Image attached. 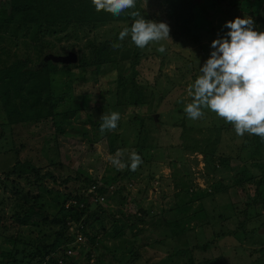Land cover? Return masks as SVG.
I'll list each match as a JSON object with an SVG mask.
<instances>
[{"label": "rangeland", "instance_id": "1", "mask_svg": "<svg viewBox=\"0 0 264 264\" xmlns=\"http://www.w3.org/2000/svg\"><path fill=\"white\" fill-rule=\"evenodd\" d=\"M142 5L154 16L161 13L162 7H158L153 0H143ZM207 7L210 11L215 8L217 11L207 17L197 14L194 23L197 31L193 29V33L200 36L197 43L179 39L174 41L170 33L172 40H163L164 44L151 43L143 49L146 56H142L137 66V78L143 85L142 106L117 104L129 95L128 89L116 88V80L124 75L119 68L128 63L122 62L117 69L103 66V73H94L89 69L90 73L84 74L77 61L66 64L69 66L52 76V96L59 106L55 108L57 112L54 111L56 115L53 119L44 120L43 124H48L47 127L35 136L27 132L28 128L12 127L18 140L17 144L12 142V148L19 146L18 142H25V147L19 146L20 150L16 154L1 150L0 142V173L9 170L16 157L20 160L27 157L41 166L42 171H53L60 179L68 175L83 178V182L75 183L71 180L68 185L61 180H47L43 187L28 185L27 180H33L31 175L28 178L24 175L11 176L6 181L9 189L14 178L18 188L29 189L33 195L39 194L41 208L49 216L54 215L58 209L60 212L63 200L71 195L87 199L91 197L84 179L96 178L101 183L111 178L107 191L102 194L104 200H95L99 206L94 204L90 209L97 212L101 219V223H94L95 232H104L97 239L98 249L91 250V257L87 260L85 254L92 246L84 239V243L71 253L76 260L75 264H245L246 260L250 261L254 256L257 258L248 264H264V186L257 194L256 202H253L255 186L250 184V180L245 184H231L233 179H238L240 170L245 168V178H250V173L255 177L259 176L258 169L249 162L231 159L226 167L214 170L213 167H220L217 160H210L204 153L211 154L214 150L236 153V146L230 145L234 138L233 125L207 109L204 110L203 118L197 120L189 119L183 110L187 103L192 102L188 90L201 75L200 67L212 51L211 42L228 31L223 27L226 21L251 16L255 21L254 27L258 31H264V0H209ZM119 25L122 24H109L89 35L82 34L79 41L74 38L57 41L48 37L55 46L51 52L66 54L68 51H75L79 60L87 55L88 40H92V37L104 39L103 37L109 36L107 28H112V32H115ZM161 44L166 46L168 54H165L159 66L161 54L154 49ZM146 51H150V54ZM60 67L59 65L58 68ZM126 75H131V70ZM80 76H84L85 81ZM67 80L69 83L66 85ZM160 95L165 96L162 101L159 99ZM99 103L104 115L114 111L120 113L117 129L108 132L111 136L116 134L119 138H124L125 143L121 144L116 140L114 144L117 150L126 154V160L131 152L138 153V142L143 145L140 148L143 163L134 175L121 178L120 173L127 168L117 171L109 162V157L115 155L117 150L112 151L113 153L109 151L108 141L104 137L100 138L99 131L98 140L93 136L94 130L88 116H96V113L88 105ZM71 106H74L73 109L77 108V114L68 118L60 115L59 112L62 113ZM155 115L156 127L152 136L156 139V144L151 147L148 140L144 143L137 134L139 125L135 118L144 117L147 118L146 123H150L148 117L151 116V120H154ZM56 126L63 131L58 132ZM84 132L88 135L84 136ZM46 140L50 142V149L48 146L43 149ZM215 141L216 146L213 144ZM236 143L241 144V141L238 139ZM47 150L50 154L56 150L57 160L63 164L64 160L71 161L70 165L65 164L67 168L59 167L46 161L42 153ZM262 152L263 156L258 161H264L263 149ZM118 172L120 173L117 174ZM114 176L116 179H113ZM218 186L223 189L213 192V188ZM11 192L9 190L8 196L12 198ZM203 193L207 195L204 196ZM119 194L125 197L124 203L116 199ZM188 197L190 200L186 214L192 216V219L184 224L185 227L188 226L187 229L178 233L176 230L172 236L160 222L156 225L160 217H167L168 214L174 213L177 218L182 217L179 211L176 212V208ZM11 198L3 208L6 219L1 231L7 227V234L15 231L14 235L18 225L12 226L14 221L10 215L14 210V201ZM70 199L77 203L76 199ZM228 213H233V216L230 217ZM219 214L226 216V219ZM136 215H141L142 221L138 222ZM239 222L244 223L242 230L236 229ZM75 223L70 221L69 228ZM114 224L121 229L117 238L108 236ZM101 225L104 229H101ZM20 230L24 237H28L25 228L20 227ZM235 230L237 232L233 235L228 234ZM69 231L71 233L72 230ZM3 244L4 248L12 246L7 241ZM253 248L256 249V255L252 253L251 256H246ZM138 249L141 251L138 252ZM132 253H136L139 259L130 258Z\"/></svg>", "mask_w": 264, "mask_h": 264}, {"label": "trees", "instance_id": "2", "mask_svg": "<svg viewBox=\"0 0 264 264\" xmlns=\"http://www.w3.org/2000/svg\"><path fill=\"white\" fill-rule=\"evenodd\" d=\"M153 1L157 3L158 7H162L161 13L158 16H154L145 9L142 5L143 0H137V9L141 10L145 19L166 22L170 26V33H172L174 41L175 39H179L180 41L197 43L200 36L198 33H193V29L197 31L194 24L197 14L207 17L210 13L213 14L217 11L216 8L211 11L208 9L207 2L209 0ZM120 23L122 25H119L118 30H115V32H112V28H107L109 36L103 37L104 39L99 40L92 37V40H88L87 55L80 57L77 60V65L81 67V72L86 74L90 73L89 69L94 73H103L105 72L102 71L103 66L117 69L122 62L128 63L126 66L119 68L124 72V75H120L116 80V88L128 89L129 95L123 102H118L117 104H122L121 106H142L143 85L137 78V66L142 56H146V54L131 41L130 36L122 42L118 39L119 32L123 28L131 27L132 18L127 13L117 17L103 10L97 12L91 0H0L1 150L5 152L11 151L16 154L20 150L19 146L25 147V142H18L19 146L16 145L15 148H12L14 143L17 144L16 141H18L12 127L21 126L25 129L28 128L27 132L35 136L47 127L48 124H43L44 120L48 118L53 119L56 115L54 111L57 112L55 108L59 105L52 96V76L59 74L60 70L69 65L53 62L52 60H43L44 56L52 53L51 50L55 47L48 37H52V40L55 39L57 41L72 38L79 41L82 34L89 35L92 32L99 31L103 26ZM160 42L164 44L163 41ZM114 43H120L122 46L120 48H113L112 45ZM164 47L166 49L164 53H160L157 49H154L156 53L161 54L159 66L168 54L166 46ZM146 52L150 54V51ZM59 65L61 66L60 68H58ZM129 70H131V75L128 76L126 74ZM80 78L82 81L86 79L84 76H80ZM68 83L69 80L65 81L66 85ZM117 97L119 98L120 95H117ZM164 97L160 95V101ZM100 105V103L93 104L92 106L88 105V108L92 109L94 114L96 113V116H88V119L94 130L93 136L97 140L99 139V134H101H97V132L100 128L101 118L104 115V112L100 110ZM73 107L67 108L62 113L59 112L60 115L68 118L70 115L77 114V108L73 109ZM151 119L152 117L149 116L148 122L150 123H146L147 118H135L139 125L137 134L142 137L144 143L148 140L151 143L150 146L153 147L156 144V139L152 136V131L156 125L155 120ZM56 127L58 132L63 131L61 127ZM83 134L84 136L88 135L85 132ZM101 137L107 139L110 152L117 150L114 144L116 140L121 144L125 143L124 138H119L116 134L111 136L109 132L101 134ZM232 137L234 138L230 145L236 146V153L214 150L215 152L211 154H204L210 160H217L220 167H213L214 170L226 167L230 164L231 159L243 160V163L249 162L252 167L257 168L259 171L258 177L250 173L252 174L250 178H245L244 168L238 172V179H233L231 183L232 185H235L237 182L245 184L246 181L250 180V184L255 186L253 202H256L257 194L264 186V161L257 160L263 156L264 140H261L259 136L247 133L241 137L236 134V131H234ZM54 139L56 141V138ZM238 139L241 141V144L236 143ZM52 141L55 142L54 140ZM12 142L14 143L12 144ZM49 143L46 140L43 144V149L45 146H48V149H50ZM215 143L216 141L213 142L216 146L217 144ZM136 147L139 148L138 154L144 159L140 150L143 145L138 142ZM42 154L46 161L59 165V167H66L65 164L69 166L71 163V161L64 160L63 164L59 159L57 160L56 150L51 154L48 150ZM41 169L42 167L32 162L30 158L26 157L20 160V158L16 157L15 163L11 168L0 173V264H64V262L68 264L66 260L69 261V264H75L76 260L71 253L74 252L77 246L84 243L83 240L76 241L78 236L86 239V242L92 246L85 254L87 260L91 257V250L96 251L98 249L97 239L104 232H95L94 223H101V219L97 212H93L90 209L94 204L99 206L97 198L107 191L111 178H107L101 183H98L96 178L92 180L84 179L89 187L91 197L87 199L82 196L71 195L63 200V208L60 212L58 209L54 215L49 216L41 208V196L39 194L33 195L29 189L18 188L14 182V178L11 180L12 186L9 189L6 181L11 176L24 175V177L28 178L31 175L33 180L26 179L27 184L43 187L47 180L53 182L61 180L62 183L68 185L71 180L75 183L83 182V178H80L78 175H68L60 179V176L53 171H42ZM134 172L127 169L123 173L118 172L117 174L120 173V177L123 178L134 175ZM113 179H116V176ZM92 185H95V189L93 190L91 189ZM213 189V192H215L216 190H222L223 187L218 186ZM9 190L12 191V198L8 196ZM202 195L205 196L207 193H203ZM209 195L211 194L209 193ZM10 198L14 201V210L10 215V218L14 221L12 226L18 225V229H16L14 235L15 231L12 234H7V227L1 231L4 226L3 221L6 219L3 208ZM70 198L76 199L77 203L65 208V203ZM116 199L121 203L125 201V197L121 194ZM95 200L97 201L95 202ZM189 200V197L186 201L183 199L181 204L176 208V212L179 211L183 215L182 217L177 218V214L174 213L168 214L167 217H160L156 225L160 222L164 229L171 232L172 236L175 235L176 230L178 233L187 229L188 226L186 225L187 227H185L184 224L192 219V216L186 214ZM219 216L226 219V216L223 214H219ZM229 216L232 217L233 213L229 214ZM135 218L138 222L142 221L141 215H136ZM70 221L80 222L81 224L74 229H70L68 225ZM243 225V222H239L236 229L242 230ZM20 227L26 229L25 234L28 237H24ZM56 227L57 229H54ZM101 227V229H104L103 225ZM69 229L72 230L71 233ZM120 232L119 226L114 224V228L109 232L108 236L117 238ZM236 232L237 230L228 234L233 235ZM5 241L12 245L11 248H4L3 243ZM254 242L255 240L251 241V243ZM67 249L71 251L70 254L66 253ZM137 251L140 252L141 250L138 249ZM252 253L256 255L255 248L246 256H251ZM130 258L133 260L139 259L136 253H132ZM256 258L257 256H254L250 261L246 260L244 263L248 264Z\"/></svg>", "mask_w": 264, "mask_h": 264}, {"label": "clouds", "instance_id": "3", "mask_svg": "<svg viewBox=\"0 0 264 264\" xmlns=\"http://www.w3.org/2000/svg\"><path fill=\"white\" fill-rule=\"evenodd\" d=\"M91 3L97 12L103 10L117 17L127 13L132 18L131 27L119 32L121 42L130 36L143 50L151 43L171 39L170 26L164 21L145 19L137 9V0H91ZM254 25L251 16L225 22L223 27L228 31L211 42L212 51L200 67L201 75L188 90L192 102L183 110L191 120L203 118L204 110H210L232 124L238 136L247 133L264 140V31H258ZM121 46L120 43L112 45L113 48ZM157 51L164 53L166 49L161 44ZM120 118V113L115 111L103 115L100 133L115 131ZM125 155L117 150L109 162L117 171L125 168L137 171L143 163L142 156L131 152L126 160Z\"/></svg>", "mask_w": 264, "mask_h": 264}, {"label": "water", "instance_id": "4", "mask_svg": "<svg viewBox=\"0 0 264 264\" xmlns=\"http://www.w3.org/2000/svg\"><path fill=\"white\" fill-rule=\"evenodd\" d=\"M44 61L52 60L53 62H58L62 64H72L76 63L78 60L77 54L74 51H68L66 54H53L48 53L43 58ZM154 120L157 119V115L154 116Z\"/></svg>", "mask_w": 264, "mask_h": 264}, {"label": "built area", "instance_id": "5", "mask_svg": "<svg viewBox=\"0 0 264 264\" xmlns=\"http://www.w3.org/2000/svg\"><path fill=\"white\" fill-rule=\"evenodd\" d=\"M91 189L93 190V189H95V185H92L91 186ZM97 199H100L101 201H103L104 200V196L103 195H101V196H99ZM71 204H76V202L74 201V200H68L67 202H66V204H65V207H68L69 205H71ZM79 224H74L70 229H74V228H76L77 226H78ZM82 241L83 240V238H81L80 236H78L77 237V242L78 241ZM74 243V242H73ZM70 250L69 249H67V251H66V253H68V254H70Z\"/></svg>", "mask_w": 264, "mask_h": 264}]
</instances>
